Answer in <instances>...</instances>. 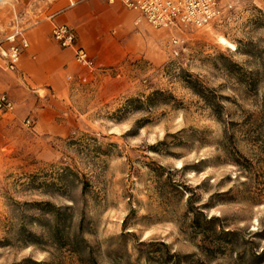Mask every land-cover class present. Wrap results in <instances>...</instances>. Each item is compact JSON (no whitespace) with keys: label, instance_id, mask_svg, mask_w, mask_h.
<instances>
[{"label":"rangeland","instance_id":"obj_1","mask_svg":"<svg viewBox=\"0 0 264 264\" xmlns=\"http://www.w3.org/2000/svg\"><path fill=\"white\" fill-rule=\"evenodd\" d=\"M68 2L5 1L0 37ZM225 2L199 28L134 17L125 34L99 28L113 55L85 81L72 59L52 69L55 82L28 80L11 96L16 113L0 116V264H169L159 241L181 264H264V0ZM8 75L22 86L0 68V91Z\"/></svg>","mask_w":264,"mask_h":264},{"label":"crops","instance_id":"obj_2","mask_svg":"<svg viewBox=\"0 0 264 264\" xmlns=\"http://www.w3.org/2000/svg\"><path fill=\"white\" fill-rule=\"evenodd\" d=\"M68 1L69 2L60 11L48 15L49 22L34 23L25 30L24 36L27 38L29 45L22 51L17 69L11 71L17 73L18 80L21 82L22 86L16 88L17 82L12 80L8 75V80L2 83V88L8 92L5 90L0 91V93L7 94L14 103L15 101L11 96L16 98L18 92H25V88L28 89L30 87L26 81L30 80V82L35 85L41 84L45 80H52L55 82V80L59 78L52 69L57 65L63 64L65 61L70 62L73 59V51L71 49L60 47L56 41L51 38L50 32L53 24H67L73 29L79 44H81L89 55L93 57L94 66L96 68L98 63L104 62L108 57L113 55L109 51L107 52V42L96 40L97 30L99 28L102 29L106 26L120 27L121 32L125 34L130 28L127 23L131 17L138 18L140 22L142 20L144 23H147L144 19L140 18L137 13L132 10L130 11V9L127 10L126 18L122 17L119 12L120 6L117 5V3L115 5L110 4L107 0ZM106 33L110 35L108 32ZM120 51L119 49V52ZM0 68L5 69L1 60ZM93 70L88 71L86 69H79L78 72L79 75L85 76L87 79L86 74L91 73L90 75H92ZM67 111L71 113L70 108H68ZM15 113L16 107L11 113L0 116H10ZM65 122H70V120H65Z\"/></svg>","mask_w":264,"mask_h":264},{"label":"built area","instance_id":"obj_3","mask_svg":"<svg viewBox=\"0 0 264 264\" xmlns=\"http://www.w3.org/2000/svg\"><path fill=\"white\" fill-rule=\"evenodd\" d=\"M109 3L120 2L126 8L134 11L149 25L155 28L181 29L187 27L199 28L207 25L222 14V5L225 0H107ZM224 1V4H223ZM231 4L227 3V7ZM139 20V19H138ZM136 20V22L138 21ZM51 37L62 48L73 51L75 64L88 71L94 69L93 57L79 44L73 29L67 24H53ZM180 35H172L171 45L181 44ZM6 44L4 45V42ZM29 45L22 29L15 25L4 37H0V60L5 69L14 71L20 62L22 51ZM177 53V50L174 49ZM82 81L85 76L79 75ZM15 109V103L5 93H0V115L11 113ZM25 125H31V119L25 120Z\"/></svg>","mask_w":264,"mask_h":264},{"label":"trees","instance_id":"obj_4","mask_svg":"<svg viewBox=\"0 0 264 264\" xmlns=\"http://www.w3.org/2000/svg\"><path fill=\"white\" fill-rule=\"evenodd\" d=\"M189 207L187 208V213L189 212V211H191L192 209V207H191V205L189 204L188 205ZM195 210V209H194ZM197 212H201V211H197ZM201 214V213H200ZM214 219H216L215 217H213ZM213 218H211V217H209L208 219H207V221L209 222V221H211V220H214ZM196 220V217H194L193 218V222ZM145 242H147V244L149 245L150 243H152V242H149V241H141L140 242V244H142V245H144V244H146ZM157 244L158 245H160V246H163L164 247V249L166 250V255H165V259H168V262H169V264H181V255H179V254H177V253H175V252H170L169 251V249H168V247H167V244L165 243V242H163V241H159V242H157ZM262 251H264V248L262 249ZM145 256L148 258V259H153V260H155L157 263H159V260H161V258L160 259H158V257H154V256H149L148 254H145ZM163 261V260H162ZM92 263L93 264H97V263H95V261L94 260H92Z\"/></svg>","mask_w":264,"mask_h":264},{"label":"bare ground","instance_id":"obj_5","mask_svg":"<svg viewBox=\"0 0 264 264\" xmlns=\"http://www.w3.org/2000/svg\"><path fill=\"white\" fill-rule=\"evenodd\" d=\"M5 1H7V0H0V4L4 3ZM211 33H214V32L211 31ZM216 40L220 45H222V46H224V47H226L232 51L236 50V44L234 42L228 40L225 36H223L221 34H217Z\"/></svg>","mask_w":264,"mask_h":264}]
</instances>
